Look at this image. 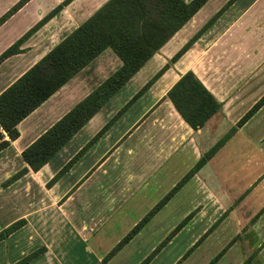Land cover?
Instances as JSON below:
<instances>
[{
  "label": "crops",
  "instance_id": "1",
  "mask_svg": "<svg viewBox=\"0 0 264 264\" xmlns=\"http://www.w3.org/2000/svg\"><path fill=\"white\" fill-rule=\"evenodd\" d=\"M19 1L0 0V17ZM62 1L24 2L0 24V54ZM106 1L71 0L25 38L20 52L0 62V93ZM228 1L207 0L38 170L24 160L23 150L112 74L122 64L121 59L111 48L104 50L19 122V136L0 151V232L19 219H24L25 223L0 240V264H14L41 246H46V250L26 264H70L71 254L79 243L83 253L95 256L88 264H111L119 257L120 253H115L108 261L103 260L116 243L106 253L98 251L91 242L96 229L92 230L88 217L76 224L75 207L78 201L84 215L93 200L104 197L103 201H108V183L97 184L93 196L85 187L119 147L110 150L103 143L123 126L133 110V120L115 140H133L127 146L129 160L122 162L117 157L113 164L123 169L116 179L121 181L119 188L127 193L124 199V193L117 195L122 198L119 209L130 199L135 204L140 196L145 198L144 195L150 194L160 183L159 178H142L136 167L127 169L132 161L150 159L154 166L163 162L165 176L171 177L170 189L155 201L149 200V203L154 201V205L203 155L218 145L208 160L153 215L162 209H172L176 216L180 215L179 224L186 219L163 249L173 245L178 237L183 245L173 248L162 259L161 248L147 264H264V103L237 127L242 116L264 96V0H234L225 7ZM221 9L218 17L203 30ZM201 29L193 43L172 61ZM167 64L159 79L125 107L143 84ZM189 70L223 102L221 110L197 130L165 96ZM119 111L123 112L119 114ZM108 124L106 131L97 137ZM0 131L9 139L2 127ZM24 168L27 170L14 177ZM109 197L113 198V194ZM172 230H164L160 238H165ZM142 233L141 229L122 248L127 249ZM157 242L153 240L150 250ZM137 254L131 253V264H140Z\"/></svg>",
  "mask_w": 264,
  "mask_h": 264
},
{
  "label": "trees",
  "instance_id": "2",
  "mask_svg": "<svg viewBox=\"0 0 264 264\" xmlns=\"http://www.w3.org/2000/svg\"><path fill=\"white\" fill-rule=\"evenodd\" d=\"M26 1L20 0L0 17V24ZM70 1L63 0L21 38L4 50L0 54V62L8 56L20 52L22 41L60 12ZM233 1L229 0L225 7ZM206 2L207 0H107L90 17L0 93V127L9 135V139H5L0 131V151L9 145L11 140L19 136L17 125L21 120L104 50L111 48L121 59L122 64L67 114L23 150L24 160L34 170L41 168L129 82L167 40L190 20ZM221 12L222 9L202 29L205 30ZM202 29L173 56L172 61L179 58L201 34ZM167 66L168 64L163 66L146 82L125 107L140 97L153 84L154 79L164 72ZM165 96L169 98L182 118L195 130L202 128L213 115L221 110L223 105V102L207 88L192 70L181 75ZM263 103L264 96L242 116L237 122V127L242 126ZM122 112L119 111V114ZM109 124L97 134V137L106 131ZM221 142L223 143L224 140ZM89 144L75 158L80 156ZM217 147L218 145L203 155L198 163L103 257V260L108 261L129 242L179 188L195 174L196 170L208 160ZM25 170L27 169L24 168L19 171L14 177H18ZM185 222L186 219L174 228L161 245L156 247L141 264L150 261L160 247ZM24 223V219H19L4 228L0 232V240L6 238ZM45 250L46 246H41L14 264H26ZM244 264L248 263L245 262Z\"/></svg>",
  "mask_w": 264,
  "mask_h": 264
},
{
  "label": "rangeland",
  "instance_id": "3",
  "mask_svg": "<svg viewBox=\"0 0 264 264\" xmlns=\"http://www.w3.org/2000/svg\"><path fill=\"white\" fill-rule=\"evenodd\" d=\"M158 71H156V73ZM155 74H153L152 77ZM151 78H149L147 82ZM158 79L159 77L154 79L153 83L157 81ZM148 98L149 96L147 97V99ZM145 102L147 101L145 100ZM133 118H134V110L131 111L129 115L126 117L127 120H125L123 126H121L118 129V131L113 132L114 134L108 137L107 140L103 143V146L105 148H110V150L115 148L117 145L119 147L115 149L114 151H112V154L109 160L107 161V164L104 165L102 170H98L96 172L94 178L85 187V189H88L89 192H92L91 196H93L94 194L93 190L96 189L95 187H97L96 186L97 184L98 186H100V185H103V183H108V187H109L108 195L111 196L113 194V198L110 199V197L108 198V195H107L108 201L107 200L103 201L105 199L104 197H102L103 200L99 198H97L96 200H93V204L89 206L87 210H85L84 215H82L83 211L80 209L82 208V206L79 205L78 201L76 202L77 206L75 207L76 209L75 222L77 224L78 220L81 221L87 217L89 218L90 220L89 224L92 226V230L96 229L97 231L96 236L91 239V242L95 244L97 250L100 252L106 253L107 250L111 248V245L113 243L117 244L124 236H126V234L135 226L134 225L135 222L136 221L139 222L140 219H142V217H144L150 211V209H152L158 203V202L157 203L155 202V204L153 205V202L155 201V199H157L158 196L160 197L161 194L166 193V191L170 189L171 177L169 178L165 176L167 174L165 173L164 167L162 166L163 162L161 165L154 166V164L151 162L150 159H143V160L139 159L137 163L135 161H132L127 166V169L136 167L137 172L140 173L142 178L143 176L147 178L152 177L153 179L159 178L160 183L155 185V187L153 188L150 194L144 195L145 198L140 196L138 198L139 201H137L135 204L134 203L132 204L133 200L130 199L128 202L125 203L124 207L119 209L121 206V199L122 198L124 199L127 196V193L123 192V190L119 188L118 184H120L121 181L116 179L118 177V174L123 173L122 172L123 169L121 166L119 168H116V166H113V164L117 157H119V159L121 158L120 160L122 162H124L125 160H129V156L126 154L127 146L129 144H132L133 140L132 138L130 139L126 138L123 141L120 139L117 142H115V140L117 136H119L118 133L126 129L128 123H130L133 120ZM139 165H141L140 169H139ZM152 166L154 167L152 169H149ZM77 176H78V173L76 174L75 177ZM122 178H124V175H122ZM122 178L121 180H125ZM137 180L139 182L141 181L138 177H137ZM111 183L113 184V186H110ZM131 190H133V187ZM80 193L77 195H80ZM123 193H124V197L121 198V196H117V195H122ZM77 199H80V197L77 196ZM149 200H154V201H152V203H149ZM126 206H128L127 209H126ZM125 209L126 211H124ZM162 210L156 216L151 217V219L143 226L142 228L143 233L137 239H135V241L127 249L124 250L122 248L121 250H123V252H120L121 250H118L116 252V254L120 253L119 257L114 259V261H112L111 264H131L129 260H130V255L132 252L138 253L137 255H139L138 258L141 259L140 260L141 261L140 264H141L148 257V255H150L153 252V250L156 247L161 245V243L165 240V238H167L171 234L169 232L165 238L164 237L160 238L164 230L168 231L169 229L170 231L176 228L180 222V220L178 219V216L180 217V215L176 216L173 213L172 209H168L167 211L165 210L162 211ZM167 214H170V215H167ZM153 240L158 241V242L156 243L155 248L150 250L151 247L153 246ZM167 242H165V244L161 246L160 249L161 248L163 249V247L167 244ZM180 244L181 246L183 245L182 241H180V238L178 237L173 243V245H170L165 250L163 249L160 259L167 257L170 251L173 248L179 246ZM79 247H80V243L77 244V248L75 252L71 254L70 264H88L89 262L92 263L95 256L93 254L88 255V254L83 253V251H81ZM157 253H155L154 256ZM154 256L151 259H153ZM72 258H74L75 260H73Z\"/></svg>",
  "mask_w": 264,
  "mask_h": 264
}]
</instances>
